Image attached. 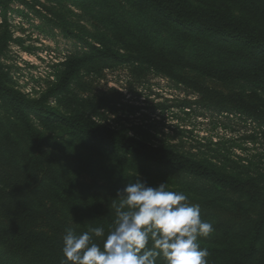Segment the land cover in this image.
Segmentation results:
<instances>
[{"label":"trees","instance_id":"1","mask_svg":"<svg viewBox=\"0 0 264 264\" xmlns=\"http://www.w3.org/2000/svg\"><path fill=\"white\" fill-rule=\"evenodd\" d=\"M87 5L96 9L110 34L104 46L86 41L91 55L67 60L55 84L38 97L10 84L0 64V109L16 128L25 123L39 148L45 133L33 121L68 131L71 141L65 143L74 150L84 142L145 177L182 178L181 189L213 225L209 236L198 238L208 250L207 264H264V174H237L105 124L83 110L64 112L49 103L68 94L83 60L105 57L144 64L193 87L221 112L264 128V0H93ZM188 67L251 89L215 90L188 75ZM13 132H0V264H61L62 237L67 228L74 229L64 206L101 218L105 236L114 227V208L96 201L85 183L69 180L45 151L26 160Z\"/></svg>","mask_w":264,"mask_h":264},{"label":"rangeland","instance_id":"2","mask_svg":"<svg viewBox=\"0 0 264 264\" xmlns=\"http://www.w3.org/2000/svg\"><path fill=\"white\" fill-rule=\"evenodd\" d=\"M89 1L93 0H6L5 6L0 4V64L10 84L38 97L55 84L67 60L91 55L86 41L104 46L110 34L95 14L96 9L87 5ZM117 48L124 51L120 45ZM185 71L215 90L251 89L242 82H220L190 67ZM67 93L64 98H51L49 103L64 112L83 110L105 124L153 143L170 144L178 151L210 160L237 174H264L262 126L239 114L221 112L193 87L144 64L86 58ZM32 124L45 133L41 148L33 143L25 123L16 128L0 109V132L14 131L26 160L45 151L69 180L85 183L96 201H105L112 207L121 199L119 192L139 178L149 186L165 183L168 190L183 192L193 205L191 194L181 189L182 178L176 181L171 175L145 177L119 166L110 155L99 154L87 143H76L75 150L73 144L67 147L65 142L71 138L65 129H48L37 121ZM64 212L77 234L89 227L104 228L94 213L69 206H64ZM96 242L100 243V238Z\"/></svg>","mask_w":264,"mask_h":264},{"label":"clouds","instance_id":"3","mask_svg":"<svg viewBox=\"0 0 264 264\" xmlns=\"http://www.w3.org/2000/svg\"><path fill=\"white\" fill-rule=\"evenodd\" d=\"M114 227L82 234L67 228L63 235L61 264H207L209 255L198 238L207 237L213 225L201 218L198 205L165 183L149 186L137 178L118 194ZM96 238H102L98 244Z\"/></svg>","mask_w":264,"mask_h":264}]
</instances>
